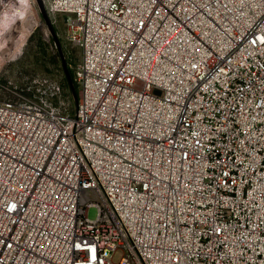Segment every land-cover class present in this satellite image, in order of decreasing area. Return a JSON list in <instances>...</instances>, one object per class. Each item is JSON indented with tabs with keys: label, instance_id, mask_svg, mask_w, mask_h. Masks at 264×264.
Masks as SVG:
<instances>
[{
	"label": "built area",
	"instance_id": "built-area-1",
	"mask_svg": "<svg viewBox=\"0 0 264 264\" xmlns=\"http://www.w3.org/2000/svg\"><path fill=\"white\" fill-rule=\"evenodd\" d=\"M44 1L79 101L0 98V264H264V0Z\"/></svg>",
	"mask_w": 264,
	"mask_h": 264
},
{
	"label": "rangeland",
	"instance_id": "rangeland-1",
	"mask_svg": "<svg viewBox=\"0 0 264 264\" xmlns=\"http://www.w3.org/2000/svg\"><path fill=\"white\" fill-rule=\"evenodd\" d=\"M50 16L79 96L80 86L74 78V70L81 59V50L66 38L64 16L61 13ZM39 78L47 84L69 85L54 37L38 4L36 0H0V98L9 97L11 89L25 92L42 89L29 87ZM70 101L61 97L58 103L67 105L71 111L76 101L73 96ZM88 213L95 218L97 207H90Z\"/></svg>",
	"mask_w": 264,
	"mask_h": 264
},
{
	"label": "water",
	"instance_id": "water-1",
	"mask_svg": "<svg viewBox=\"0 0 264 264\" xmlns=\"http://www.w3.org/2000/svg\"><path fill=\"white\" fill-rule=\"evenodd\" d=\"M36 2L38 4V7H39L43 17H44L45 22L47 23V25H48L51 33H52V36L54 37L55 44L57 46V49H58V52H59V55H60V58H61V61H62V66H63L64 72L66 74L69 87L71 89V92L73 94V97H74L76 103L78 104L79 96H78V93L76 91L74 81H73V79L71 77V73L69 71L68 62H67L64 50H63V46L61 44V41H60L58 35L56 34V32L54 30L53 22H52L50 13H49V11H48V9L46 7V3H45L44 0H36Z\"/></svg>",
	"mask_w": 264,
	"mask_h": 264
},
{
	"label": "trees",
	"instance_id": "trees-1",
	"mask_svg": "<svg viewBox=\"0 0 264 264\" xmlns=\"http://www.w3.org/2000/svg\"><path fill=\"white\" fill-rule=\"evenodd\" d=\"M42 43H43V41H42ZM76 88V87H75ZM69 89H70V87H69ZM71 90V89H70ZM76 91H77V89H76Z\"/></svg>",
	"mask_w": 264,
	"mask_h": 264
},
{
	"label": "bare ground",
	"instance_id": "bare-ground-1",
	"mask_svg": "<svg viewBox=\"0 0 264 264\" xmlns=\"http://www.w3.org/2000/svg\"><path fill=\"white\" fill-rule=\"evenodd\" d=\"M2 29V28H1Z\"/></svg>",
	"mask_w": 264,
	"mask_h": 264
}]
</instances>
